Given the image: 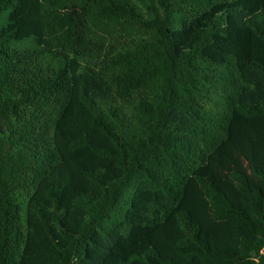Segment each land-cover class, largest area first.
<instances>
[{"label":"trees","instance_id":"16d2710c","mask_svg":"<svg viewBox=\"0 0 264 264\" xmlns=\"http://www.w3.org/2000/svg\"><path fill=\"white\" fill-rule=\"evenodd\" d=\"M0 264H264V0H0Z\"/></svg>","mask_w":264,"mask_h":264}]
</instances>
